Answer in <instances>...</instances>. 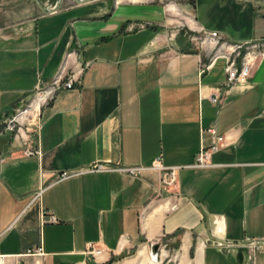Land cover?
I'll return each mask as SVG.
<instances>
[{
	"label": "crops",
	"instance_id": "crops-1",
	"mask_svg": "<svg viewBox=\"0 0 264 264\" xmlns=\"http://www.w3.org/2000/svg\"><path fill=\"white\" fill-rule=\"evenodd\" d=\"M135 1L65 3L0 28V254L19 264H116L159 245L179 263L264 264V244L243 246L264 242V60L231 86L223 60L201 74L207 58L172 25L177 12ZM185 11L190 27L229 42L264 39L260 0H194ZM85 63L80 84L34 110L36 128L7 130L64 66L68 77ZM215 144L211 165L196 168ZM159 156L179 168L174 186L152 172L56 182L95 164L149 168ZM227 242L236 247L219 246Z\"/></svg>",
	"mask_w": 264,
	"mask_h": 264
},
{
	"label": "built area",
	"instance_id": "built-area-1",
	"mask_svg": "<svg viewBox=\"0 0 264 264\" xmlns=\"http://www.w3.org/2000/svg\"><path fill=\"white\" fill-rule=\"evenodd\" d=\"M194 33H191L186 30V34L190 37L191 42H194L199 46L201 53L206 56L207 62L201 63V74H205L212 70V68L220 60L225 61V73L227 75V85L231 86L237 82H242L247 80L253 70L264 60V39H256L253 41L232 43L225 40L221 34L218 32H206L202 30H194ZM73 53L68 55L71 56ZM89 64H79L76 69L67 77L65 75V66L61 69L59 74L55 77L52 83L44 90H39L34 96L33 100L30 102L28 108H24L22 111L18 112L15 116L9 119L6 124L7 130L19 132L21 130V125L26 121L21 120V116L28 112V109L31 107L32 102L36 98L45 97L40 110L42 107L48 105L54 100L57 93L63 89H73L76 84H80V77L85 74ZM39 110V112H40ZM29 118V115H28ZM217 150V144H215L211 150L202 148L196 158L195 167L196 168H206L211 165L210 158L211 153ZM33 153H29L32 155ZM176 167H167L164 165L163 157L159 156L153 162L152 166L149 168L140 167V168H111L103 164H95L92 167L78 170L75 172L65 171L58 176L56 182H61L67 179H70L74 176H77L81 173H99V172H111L118 171L121 173H127L133 176H139L144 172H152L157 174L160 178V182L165 187L174 186L177 183L178 170ZM43 190V189H42ZM41 190V192H42ZM41 192H38L35 195L34 202L39 201ZM47 223L56 224L58 220L55 216L49 214ZM263 243L256 242L250 239H247L243 246L251 249H258L262 246ZM220 247H236L235 243L227 242L225 244H220ZM97 251V250H96ZM95 251V252H96ZM102 251L98 250L97 255L101 254ZM37 255H43V249L39 248L36 251ZM8 257L0 254V264H10L7 262Z\"/></svg>",
	"mask_w": 264,
	"mask_h": 264
},
{
	"label": "rangeland",
	"instance_id": "rangeland-1",
	"mask_svg": "<svg viewBox=\"0 0 264 264\" xmlns=\"http://www.w3.org/2000/svg\"><path fill=\"white\" fill-rule=\"evenodd\" d=\"M54 1H55V5H56L57 0H54ZM65 1H67V2H64V4L65 3H67V4L75 3L74 0H65ZM111 1L117 2L119 0H111ZM137 1H139V0H137ZM137 1H135V2H137ZM260 1L264 6V0H260ZM141 2H145L147 4H153V5H162L166 8L167 7L172 8L173 9L172 11L177 12L176 14H171V13L169 14L168 13V18L171 20L173 26L181 27V31H182L181 34L183 36H186L190 42H191L190 37L188 35H185L186 30L191 32V33H194V31L192 29L206 31V30H203L199 27H197V28L196 27L195 28L190 27L191 25H190L189 21L187 20V18L184 17V16H187V17L189 16L185 10H187V7L192 5L194 0H141ZM54 6H53V8H54ZM63 7H64V5H63ZM39 14H43V13L39 10V8L31 0H0V28H3L6 24H10V23H14V22L18 23L19 21L28 19V18L33 17V16H37ZM191 43L193 44V46H195V48H197L199 50L200 53L202 52L198 45H196L194 42H191ZM235 43H240V42H235ZM203 56H205V55H203ZM36 101H38V98H36L32 102V105L30 108H33V105L35 104ZM29 104L26 106L27 108H28ZM30 112H31L30 113L31 117L27 118L26 121L21 125L22 126L21 130H25V131H28L29 129L33 130L34 128H36V125H38L37 124L38 121L35 119L37 117L36 113H33L34 111H32V110H30ZM21 130L19 132L16 130L15 132L20 133ZM29 153H33L32 155L39 154V152H29ZM29 153H28V155H29ZM32 155H29V156H32ZM144 248L146 249V251L142 250ZM141 250L145 251L144 254L146 255L145 261L143 263L138 260V259H140L139 257H140V254L142 253ZM95 251L96 250L93 249L92 253L97 255L96 252L98 250L96 252ZM178 254H179L178 252L172 253L170 256V255H167L165 253H162L160 247L157 250V252H155L154 251V245H151V246L143 245V246H140V247L134 249L132 252L123 253L115 261V263L116 264H152V261H153L154 264H193V260H191L189 257H187L186 260L182 259L184 261V263H179L178 262L179 260L177 259V258H179ZM175 256H177V257L174 258ZM174 260H176V261H174ZM10 264H19V263H10Z\"/></svg>",
	"mask_w": 264,
	"mask_h": 264
},
{
	"label": "water",
	"instance_id": "water-1",
	"mask_svg": "<svg viewBox=\"0 0 264 264\" xmlns=\"http://www.w3.org/2000/svg\"><path fill=\"white\" fill-rule=\"evenodd\" d=\"M44 15H51L54 13L59 12L64 5L65 0H57V4L54 6V8H48L45 4H43L42 0H31ZM99 0H74V2L78 5H85L92 2H96ZM159 249V245L154 246V251L157 252Z\"/></svg>",
	"mask_w": 264,
	"mask_h": 264
},
{
	"label": "bare ground",
	"instance_id": "bare-ground-1",
	"mask_svg": "<svg viewBox=\"0 0 264 264\" xmlns=\"http://www.w3.org/2000/svg\"><path fill=\"white\" fill-rule=\"evenodd\" d=\"M44 100H45V97H42V98L38 97V101L35 102V104L33 105V108H29L28 112L21 116V120L25 121L28 118V115H29V117H31L30 110H32V111L35 110L36 112H38L40 110V107H41ZM144 252L145 251H142V253L140 254V257H139L140 259H138L142 263L145 261V258H146V255L144 254ZM152 264H154L153 261H152Z\"/></svg>",
	"mask_w": 264,
	"mask_h": 264
},
{
	"label": "trees",
	"instance_id": "trees-1",
	"mask_svg": "<svg viewBox=\"0 0 264 264\" xmlns=\"http://www.w3.org/2000/svg\"><path fill=\"white\" fill-rule=\"evenodd\" d=\"M192 253H193V251H192Z\"/></svg>",
	"mask_w": 264,
	"mask_h": 264
}]
</instances>
